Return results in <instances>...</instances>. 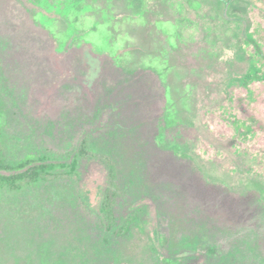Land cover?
Returning a JSON list of instances; mask_svg holds the SVG:
<instances>
[{
	"label": "rangeland",
	"instance_id": "1",
	"mask_svg": "<svg viewBox=\"0 0 264 264\" xmlns=\"http://www.w3.org/2000/svg\"><path fill=\"white\" fill-rule=\"evenodd\" d=\"M0 176V264H264V0H0Z\"/></svg>",
	"mask_w": 264,
	"mask_h": 264
},
{
	"label": "trees",
	"instance_id": "2",
	"mask_svg": "<svg viewBox=\"0 0 264 264\" xmlns=\"http://www.w3.org/2000/svg\"><path fill=\"white\" fill-rule=\"evenodd\" d=\"M177 85L176 84H172L171 85V87H172V92H173V94H175V87H176ZM8 180V179H15L14 177H5V176H0V180Z\"/></svg>",
	"mask_w": 264,
	"mask_h": 264
}]
</instances>
